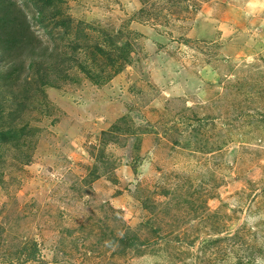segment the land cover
I'll list each match as a JSON object with an SVG mask.
<instances>
[{"label": "rangeland", "instance_id": "rangeland-1", "mask_svg": "<svg viewBox=\"0 0 264 264\" xmlns=\"http://www.w3.org/2000/svg\"><path fill=\"white\" fill-rule=\"evenodd\" d=\"M0 264H264V0H0Z\"/></svg>", "mask_w": 264, "mask_h": 264}]
</instances>
